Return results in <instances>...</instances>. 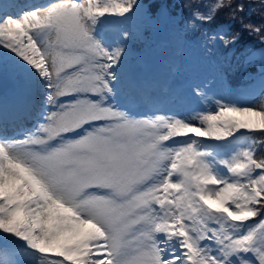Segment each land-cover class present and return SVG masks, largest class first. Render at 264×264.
Instances as JSON below:
<instances>
[{"label":"snow or ice","instance_id":"snow-or-ice-1","mask_svg":"<svg viewBox=\"0 0 264 264\" xmlns=\"http://www.w3.org/2000/svg\"><path fill=\"white\" fill-rule=\"evenodd\" d=\"M253 7L259 23L244 20ZM225 11L241 31L212 27ZM160 28L177 52L258 37L245 53L258 105L126 107L125 88L152 102L132 61ZM8 74L37 112L22 137L0 128V264H264V0H50L16 15L0 4ZM210 91L191 88L201 101Z\"/></svg>","mask_w":264,"mask_h":264},{"label":"rangeland","instance_id":"rangeland-1","mask_svg":"<svg viewBox=\"0 0 264 264\" xmlns=\"http://www.w3.org/2000/svg\"><path fill=\"white\" fill-rule=\"evenodd\" d=\"M49 2L50 0H0L4 10L13 15L19 14L34 5H44ZM177 2L180 4L182 0H177ZM180 19L181 16H177V20ZM221 27L228 31L227 26ZM259 47L261 46L255 49L249 47L248 50H256ZM238 49H240L239 45L235 49H224L221 47L209 54L201 46L193 43L182 51L177 52L173 30L160 28L154 31L151 37L143 43L142 50L138 54L139 59L137 60L134 56L132 61V67L145 82V94L153 98L152 102H146L139 95L128 91L127 88L123 90L120 102L139 115L156 110H159L158 114L175 113L187 115L193 109L211 108V98L226 95L237 97L245 104L258 105L261 99L260 95H249V86L256 79L255 75H253L256 68L246 64L245 57L242 58L241 62L237 60L240 57H235V52ZM233 65L236 69H240V77L245 81L241 86L234 85L230 79L229 70L235 71L232 68ZM168 72L171 73V80L168 85L169 92L164 96V108L160 109L154 102L155 97L152 88L154 87V90L161 88ZM4 78L10 84V89L0 95V101L4 99L8 103L10 98L7 96L8 93L12 95V92L19 88V85L10 74L5 75ZM208 82H211L210 99L201 101L192 94L191 88L194 85H203ZM25 94L27 95L28 93L26 92ZM15 98L20 103L25 99L23 96ZM4 101L0 103L4 104ZM5 107L3 106V109ZM4 114L5 116L8 115L7 113H2L0 125L9 134L13 130L6 123L15 114L10 113L9 115L13 114L10 116L11 118H5ZM23 134H12L11 136L22 137Z\"/></svg>","mask_w":264,"mask_h":264},{"label":"trees","instance_id":"trees-1","mask_svg":"<svg viewBox=\"0 0 264 264\" xmlns=\"http://www.w3.org/2000/svg\"><path fill=\"white\" fill-rule=\"evenodd\" d=\"M176 3L178 4L177 0ZM245 3H248V0H245ZM175 11L178 13L177 16H180L179 13H181V9L177 7ZM244 20L246 22H252V23H259L261 20L260 14L258 10L253 7L252 11H248L246 15L244 16ZM221 26H227L228 31H241L242 24L239 19L233 20L228 12H222L216 22L212 25L213 28L221 27ZM242 41L239 44V48L235 52V57H237L238 54L241 55V58L247 53L249 50V47L251 49L257 48L258 46H261L259 43V38L256 37L254 34H249L247 32H242ZM235 71L229 70L230 73V79L232 80V83L239 85L243 84L240 77V69H236V67L232 66ZM258 155H264V153H258Z\"/></svg>","mask_w":264,"mask_h":264},{"label":"bare ground","instance_id":"bare-ground-1","mask_svg":"<svg viewBox=\"0 0 264 264\" xmlns=\"http://www.w3.org/2000/svg\"><path fill=\"white\" fill-rule=\"evenodd\" d=\"M26 92L25 91H23L20 87L19 88H16V90H14V92H12V95L11 94H9L8 93V95L7 96H9L10 98L8 99L9 100V102L8 103H6L5 101H4V99H2L1 101H4V104H2L5 108L3 109V111H2V113H7L8 115H6L5 116V114H4V117L5 118H11L10 116L11 115H13V114H11V115H9L10 113H14L15 115H18L19 116V114H21V112H19V113H17V109H19V106H20V102L18 101V99L17 98H15V97H18V96H25L26 94H25ZM14 95V96H13ZM0 101V102H1ZM0 128H2V129H4V127L3 126H1L0 125Z\"/></svg>","mask_w":264,"mask_h":264},{"label":"water","instance_id":"water-1","mask_svg":"<svg viewBox=\"0 0 264 264\" xmlns=\"http://www.w3.org/2000/svg\"><path fill=\"white\" fill-rule=\"evenodd\" d=\"M9 87H10V85L5 80L4 77L2 79H0V95H2L5 91H7L9 89Z\"/></svg>","mask_w":264,"mask_h":264}]
</instances>
